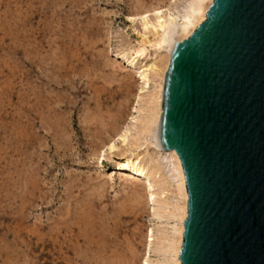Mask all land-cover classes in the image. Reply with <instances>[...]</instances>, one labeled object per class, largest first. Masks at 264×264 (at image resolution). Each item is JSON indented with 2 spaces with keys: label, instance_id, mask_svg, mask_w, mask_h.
<instances>
[{
  "label": "rangeland",
  "instance_id": "obj_1",
  "mask_svg": "<svg viewBox=\"0 0 264 264\" xmlns=\"http://www.w3.org/2000/svg\"><path fill=\"white\" fill-rule=\"evenodd\" d=\"M162 1L0 0V264H142L148 230H170L116 170L136 152L164 157L131 121L152 58H123Z\"/></svg>",
  "mask_w": 264,
  "mask_h": 264
},
{
  "label": "water",
  "instance_id": "obj_2",
  "mask_svg": "<svg viewBox=\"0 0 264 264\" xmlns=\"http://www.w3.org/2000/svg\"><path fill=\"white\" fill-rule=\"evenodd\" d=\"M159 128L186 179L181 264H264V0H213L176 43Z\"/></svg>",
  "mask_w": 264,
  "mask_h": 264
},
{
  "label": "bare ground",
  "instance_id": "obj_3",
  "mask_svg": "<svg viewBox=\"0 0 264 264\" xmlns=\"http://www.w3.org/2000/svg\"><path fill=\"white\" fill-rule=\"evenodd\" d=\"M212 3L213 0H168L166 5L157 4L156 6H149L151 8H147L148 10L145 11V8L142 7L144 13L140 14V16L146 21L148 15L152 13L155 16H152L154 20L146 21L145 24L143 21L145 41L140 42V47L138 46L139 48L135 50L134 56L123 55V58H126L125 62H128L127 66H129V61L133 64L138 58L143 57V60L145 56H151L150 58H152L145 68H142L143 66H140L141 68L138 67L140 87L138 84L137 101L134 102L136 104L135 107L133 106V113L137 115L132 116L131 121L135 123L134 128L138 135H136L137 139L139 141L145 140L146 144L154 147L156 150H154V153H163L164 157L161 158V161H155V158L146 160L142 154L136 152L130 158L119 160L116 165V170L121 176H129L137 182H142L145 186L147 202L151 204L150 211H152L153 217L165 219L169 224L172 223L171 227H169L170 225L168 226L170 230L167 231H156L154 228L148 230L146 252H144L145 258H142V264H181L179 253L184 235L183 224L188 212V196L185 174L180 159L175 151H165L160 140L159 126L162 113L164 77L170 64V53L174 46L176 43L188 39L197 27L205 21L207 11ZM134 14L136 15V13ZM123 51L122 54L124 53ZM151 81L152 89L143 97ZM142 98L143 101L139 104ZM57 121L59 122V120ZM124 129L118 135L123 144L127 142V137H129V133H127L129 130L128 127ZM115 144H117L115 140L111 141L107 146V150L99 153V160H104L106 153L112 152L116 148ZM152 252L158 254L157 257H160L161 260L157 262L153 261L154 263L150 262Z\"/></svg>",
  "mask_w": 264,
  "mask_h": 264
}]
</instances>
